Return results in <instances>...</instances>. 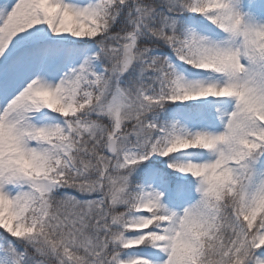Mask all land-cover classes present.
<instances>
[{
	"label": "snow or ice",
	"instance_id": "6c2138e0",
	"mask_svg": "<svg viewBox=\"0 0 264 264\" xmlns=\"http://www.w3.org/2000/svg\"><path fill=\"white\" fill-rule=\"evenodd\" d=\"M0 264H264V0L0 3Z\"/></svg>",
	"mask_w": 264,
	"mask_h": 264
},
{
	"label": "rangeland",
	"instance_id": "374dc122",
	"mask_svg": "<svg viewBox=\"0 0 264 264\" xmlns=\"http://www.w3.org/2000/svg\"><path fill=\"white\" fill-rule=\"evenodd\" d=\"M4 2V0H0V3H3Z\"/></svg>",
	"mask_w": 264,
	"mask_h": 264
}]
</instances>
